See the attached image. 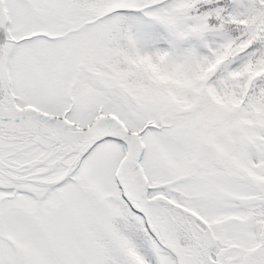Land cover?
<instances>
[{"label":"snow or ice","instance_id":"6c2138e0","mask_svg":"<svg viewBox=\"0 0 264 264\" xmlns=\"http://www.w3.org/2000/svg\"><path fill=\"white\" fill-rule=\"evenodd\" d=\"M0 264H264V0H0Z\"/></svg>","mask_w":264,"mask_h":264}]
</instances>
